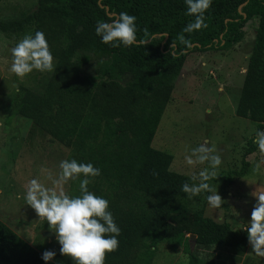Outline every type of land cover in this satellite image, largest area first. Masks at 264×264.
I'll use <instances>...</instances> for the list:
<instances>
[{
    "label": "trees",
    "instance_id": "obj_1",
    "mask_svg": "<svg viewBox=\"0 0 264 264\" xmlns=\"http://www.w3.org/2000/svg\"><path fill=\"white\" fill-rule=\"evenodd\" d=\"M185 10L183 0H38L21 17L0 20L4 33L45 34L54 71L41 90L22 86L14 108L70 148L68 159L100 168L88 188L109 201L121 229L119 247L106 253L105 264H146L150 250L165 240L182 244L187 234L196 235L197 245L219 244L242 254L248 248L243 231L180 202L187 197L181 184L193 181L171 170L173 154L152 143L188 55L230 49L253 18L259 23L235 113L264 130V0H212L207 27L192 33L182 32L193 19ZM122 11L136 16L145 46L113 48L95 35L97 20ZM92 63L94 76L85 71ZM256 149L252 137L241 168L219 179L232 184L245 176L247 157ZM78 184L70 195L79 194ZM41 254L0 219V264H45Z\"/></svg>",
    "mask_w": 264,
    "mask_h": 264
},
{
    "label": "rangeland",
    "instance_id": "obj_2",
    "mask_svg": "<svg viewBox=\"0 0 264 264\" xmlns=\"http://www.w3.org/2000/svg\"><path fill=\"white\" fill-rule=\"evenodd\" d=\"M37 2L0 0V20L19 18L31 11ZM258 23L257 18L250 20L235 36L230 49L195 51L188 55L152 143L155 148L173 154L171 170L189 176L207 165L189 166L184 162V156L200 143L206 142L213 147L221 156L222 165L217 171L218 177L209 183L220 195L223 201L221 207L211 208L206 202V194L192 199L186 197L180 202L191 211L204 209L205 216L217 222H228L245 234L256 202L253 195L255 191H264V154L256 149L248 155V173L234 183L228 184L219 178L241 168L249 140L257 130L255 122L236 115L235 109ZM31 32V29L18 34L0 31V219L41 253L45 250L55 252L51 262L71 264V260L59 252L60 246L51 231L54 229H49L47 222L39 218L23 199L24 187L29 179L37 178L45 186H52L51 181L59 172V161L68 159L70 154V148L33 128L32 121L19 115L14 108L22 86L41 90L52 73L34 70L20 80L9 71L11 60L8 49ZM96 69L97 65L92 63L85 71L94 76ZM74 183L79 181L70 180L64 185L67 194H71ZM48 232L53 238L47 235ZM193 239L192 234H187L182 244L165 240L148 252L144 263L189 264ZM251 252L248 244L241 264H264V258Z\"/></svg>",
    "mask_w": 264,
    "mask_h": 264
},
{
    "label": "clouds",
    "instance_id": "obj_3",
    "mask_svg": "<svg viewBox=\"0 0 264 264\" xmlns=\"http://www.w3.org/2000/svg\"><path fill=\"white\" fill-rule=\"evenodd\" d=\"M185 15L193 19L182 29L192 33L206 28L205 13L210 9L212 0H183ZM137 18L127 12H119L110 20H97L95 35L102 44L116 48L145 46L147 39L137 37ZM185 47L191 45L180 37ZM10 55L9 71L23 80L34 70L40 73L54 71V56L42 31L25 34L15 46L8 49ZM253 143L264 154V130H256ZM189 166L207 165L193 172V183L181 184L180 190L192 199L206 194L205 199L211 208H220L222 199L209 181L216 179L222 165V158L208 143H200L184 156ZM59 172L52 179V186H45L37 178L29 179L24 187L23 199L39 218H43L59 244L61 255L68 257L71 264H105L106 253L115 252L119 247L118 237L121 229L109 210V201L90 191L88 185L92 178L101 175V170L91 162L78 161L75 158L62 159L58 164ZM41 171H46L41 169ZM79 181L78 195H69L64 185L69 181ZM255 204L246 224L247 242L252 254L264 258V191H255ZM20 198L19 196L17 197ZM55 252L45 250L41 259L47 264ZM187 260V257H185Z\"/></svg>",
    "mask_w": 264,
    "mask_h": 264
},
{
    "label": "crops",
    "instance_id": "obj_4",
    "mask_svg": "<svg viewBox=\"0 0 264 264\" xmlns=\"http://www.w3.org/2000/svg\"><path fill=\"white\" fill-rule=\"evenodd\" d=\"M190 251L191 257L188 261L189 264H241L247 252L246 250L242 254L237 248L219 244L197 245L195 238L193 239Z\"/></svg>",
    "mask_w": 264,
    "mask_h": 264
},
{
    "label": "water",
    "instance_id": "obj_5",
    "mask_svg": "<svg viewBox=\"0 0 264 264\" xmlns=\"http://www.w3.org/2000/svg\"><path fill=\"white\" fill-rule=\"evenodd\" d=\"M47 235L50 237V238H53V235L51 233H47ZM192 236L196 239V235L195 234H192Z\"/></svg>",
    "mask_w": 264,
    "mask_h": 264
}]
</instances>
